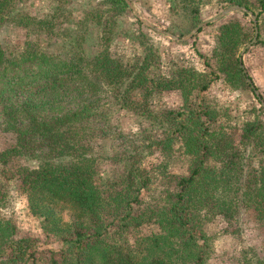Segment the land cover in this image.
<instances>
[{"label":"trees","instance_id":"1","mask_svg":"<svg viewBox=\"0 0 264 264\" xmlns=\"http://www.w3.org/2000/svg\"><path fill=\"white\" fill-rule=\"evenodd\" d=\"M21 1L0 0V29L42 30L45 19L16 10ZM210 1L178 0L173 14L184 23L166 33L179 43L191 40L202 67L192 65L189 55L170 65L164 77L149 74V44L140 60L128 65L107 48L87 52L83 30L66 54L30 39L10 46L0 42V131L15 136L0 150V209L7 182L16 179L31 214L59 244L41 250L37 237L18 234L14 223L0 218V264H36L39 257L45 264H207L213 248L204 220L219 216L228 231L239 208L264 238V161L238 185L239 147L251 139L264 150V107H254L241 125L214 126L226 107L208 95L220 81L234 93L249 91L264 101V88L254 83L240 55L254 37L253 16L258 33L246 51L264 46V0H218L222 9L242 7L244 19H219L213 44L203 50L196 37ZM100 4L113 13L129 7L127 0ZM168 90H176L182 104L152 109L153 94ZM112 105L141 120L136 133L114 131ZM109 137L118 138V146L102 154L98 142ZM156 150L165 152V160L183 156L187 173L168 174V161L145 166ZM19 158L36 163L21 164ZM100 160L118 168L102 176ZM154 175L170 184L153 188ZM147 224L158 230L135 235ZM242 254L238 264H264V257L250 261Z\"/></svg>","mask_w":264,"mask_h":264},{"label":"rangeland","instance_id":"2","mask_svg":"<svg viewBox=\"0 0 264 264\" xmlns=\"http://www.w3.org/2000/svg\"><path fill=\"white\" fill-rule=\"evenodd\" d=\"M100 1L23 0L18 2L16 10L25 11L35 18L45 19L51 25L44 23L42 30L36 27L24 30L6 25L0 29V42L10 46L17 43L22 44L25 39H30L45 46L50 52L66 54L72 47L70 42L76 39L79 30H83L84 46L89 48L87 52L107 48L112 55L123 59L128 65L136 64L140 60L144 48L149 44L152 48L149 74L153 77H164L170 65L176 64L180 60L179 58L188 59L189 57L186 56L189 55L194 56L191 61L192 65L198 68L202 67V60L193 50L191 40L187 43H179V40L166 33L167 30H179L178 28L184 23L180 15L173 14L175 9L178 10V0H127L129 7L121 13H113L104 9L105 7L102 8ZM217 1L211 0L202 10V16L206 22L200 26L204 29L196 37V42L203 50L208 49L213 44L219 19H244L241 12L243 9L231 10L214 19L228 8L222 9ZM92 17L99 18L100 25H97L95 18L91 19ZM139 21L142 24H139ZM80 23L82 26L79 27ZM262 30L264 31V25ZM106 35L110 39L104 43L102 38ZM188 35L180 41L189 39L190 36L187 37ZM249 47L240 52L241 58L254 83L260 88H264V46L254 47L247 52ZM208 95L214 100L218 99L223 102L226 107L224 115L217 119L214 126L218 124L241 125L252 117L254 107L260 104L264 107V101L261 100L260 102L254 93L249 91L234 93L228 87L225 88L220 81L212 85ZM134 96L141 98L138 92H135ZM149 103L155 111L165 108H178L182 104L180 95L176 90L154 93ZM110 111L111 123L115 127V132L136 133L138 131L140 119L131 111L120 109L114 105L111 106ZM14 141L13 133L0 131V150L12 145ZM118 143L119 139L116 137L100 140L98 151L102 154L110 153L112 147L116 148ZM164 154L165 152L160 150L154 151L145 159L144 165L153 168L161 161H168V174L187 173V160L183 156L175 153L170 161L168 158L165 160ZM263 161L264 150L255 145L251 139L239 147V173L241 175V180H238L239 187L247 171L252 167L259 166ZM18 162L21 164L28 163L29 166L36 163L34 160H26L25 158H19ZM98 168H100L102 176H108L118 168V165L115 166L107 160H100ZM164 179L154 175L152 187L155 188L160 183L163 186H168L169 180ZM5 189L7 198L5 207L0 209V218L9 219L14 223L18 234L37 237L41 250L47 247L58 248L59 244L56 238L52 235L47 236L42 230L40 221L31 214L26 195L19 182L16 179H11L7 182ZM143 196L148 197L149 192H144ZM67 218L68 216L63 214V219L67 220ZM204 224H206L207 231L212 238L213 248V254L207 264H238L242 259V252L247 254L250 261L255 255L264 257V238L258 235L254 223L247 220V215L242 208L238 209L236 222L228 227V231H224L227 224L219 216L212 222L205 219ZM157 230L156 225L147 224L137 229L135 235L147 234ZM44 262L45 259L39 257L36 264H45Z\"/></svg>","mask_w":264,"mask_h":264},{"label":"water","instance_id":"3","mask_svg":"<svg viewBox=\"0 0 264 264\" xmlns=\"http://www.w3.org/2000/svg\"><path fill=\"white\" fill-rule=\"evenodd\" d=\"M234 9H242V7H240V6H238V5H232V6L228 7L226 10H224L223 12H221V13H220L217 17H215L214 19H217V18L223 16L224 14H226L227 12H229V11H231V10H234ZM252 19L254 20V25H255L254 37H253L252 41H251L250 43H248V44L245 46V48H243V50H242L241 52H243L247 47H249V46L253 43V41L255 40V38H256V36H257V26H256V22H255V17L253 16ZM203 24H204V23H203ZM203 24H201V25H203ZM201 25H199V26H201ZM197 29H198V27L195 28V29H194V30H193V31H192L187 37L191 36L194 32L197 31Z\"/></svg>","mask_w":264,"mask_h":264}]
</instances>
